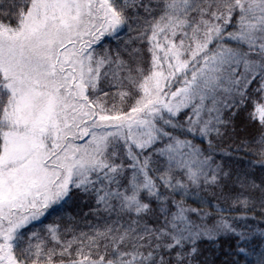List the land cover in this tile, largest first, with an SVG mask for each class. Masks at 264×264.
Here are the masks:
<instances>
[{
    "label": "snow or ice",
    "instance_id": "obj_1",
    "mask_svg": "<svg viewBox=\"0 0 264 264\" xmlns=\"http://www.w3.org/2000/svg\"><path fill=\"white\" fill-rule=\"evenodd\" d=\"M0 264H264V0H0Z\"/></svg>",
    "mask_w": 264,
    "mask_h": 264
}]
</instances>
